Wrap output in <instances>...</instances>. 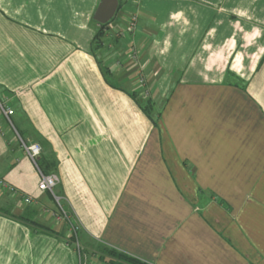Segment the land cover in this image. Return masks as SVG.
Returning a JSON list of instances; mask_svg holds the SVG:
<instances>
[{
	"label": "crops",
	"instance_id": "obj_1",
	"mask_svg": "<svg viewBox=\"0 0 264 264\" xmlns=\"http://www.w3.org/2000/svg\"><path fill=\"white\" fill-rule=\"evenodd\" d=\"M100 1L0 0V264H264V0Z\"/></svg>",
	"mask_w": 264,
	"mask_h": 264
},
{
	"label": "built area",
	"instance_id": "obj_2",
	"mask_svg": "<svg viewBox=\"0 0 264 264\" xmlns=\"http://www.w3.org/2000/svg\"><path fill=\"white\" fill-rule=\"evenodd\" d=\"M136 1H141V0H136ZM137 15H131L129 17V22H128V28L127 31H133L136 28L137 25ZM133 59L136 58V53L133 51L132 56ZM137 84L142 87L144 90V95H148V90L145 88L146 86V78L145 76L140 73L137 75ZM6 116H11L13 114V110L10 108H6L4 110ZM22 144L24 146V149L26 150L27 154L30 156L32 161L35 163V165L38 167V170L40 171V181L38 184V187L40 190L43 191H51L54 194V190L56 186L59 183V176L56 173H44L38 166V160L39 157L43 151L42 146L39 143H26L25 141L22 140ZM0 183H3L2 180H0ZM5 185V184H4ZM11 191H15L14 187H9ZM25 201L27 203L32 201V197L28 196L25 197ZM57 218L60 217V215H56ZM77 247H78V257H79V263L78 264H95L94 262L88 260L87 255L85 253H82L81 248H80V243L77 241Z\"/></svg>",
	"mask_w": 264,
	"mask_h": 264
},
{
	"label": "trees",
	"instance_id": "obj_3",
	"mask_svg": "<svg viewBox=\"0 0 264 264\" xmlns=\"http://www.w3.org/2000/svg\"><path fill=\"white\" fill-rule=\"evenodd\" d=\"M104 26H106L105 24H102L101 25V29L98 30L97 34H96V40H98L101 36H103V28ZM142 109L144 110V112L148 115V117H150V119L153 121L154 125H157L158 122L156 120V118L152 115L153 113V105L152 104H147L146 106H142ZM43 148V147H42ZM43 153V151H42ZM42 154L40 155L39 159L41 158ZM38 166L39 168L44 172V173H52L50 170H52V166H53V163L49 162V161H45V160H38ZM25 222L26 223H29L31 225H35V226H39L40 225L37 223V222H34V221H31L29 222V220H26L25 219ZM74 238V237H73ZM100 254V259L104 262H107L108 264H118V263H115L114 261L112 260H108L107 258L108 257H115L117 259H120L122 262H124L123 264H150V263H147V262H144L138 258H135V257H132V256H129L125 253H122L120 251H117L113 248H110V247H107V246H102L100 249H99V252ZM110 255V256H109Z\"/></svg>",
	"mask_w": 264,
	"mask_h": 264
},
{
	"label": "water",
	"instance_id": "obj_4",
	"mask_svg": "<svg viewBox=\"0 0 264 264\" xmlns=\"http://www.w3.org/2000/svg\"><path fill=\"white\" fill-rule=\"evenodd\" d=\"M118 6V0H101L96 9L94 19L100 24H106L116 14Z\"/></svg>",
	"mask_w": 264,
	"mask_h": 264
},
{
	"label": "rangeland",
	"instance_id": "obj_5",
	"mask_svg": "<svg viewBox=\"0 0 264 264\" xmlns=\"http://www.w3.org/2000/svg\"><path fill=\"white\" fill-rule=\"evenodd\" d=\"M120 15V12H117L116 14H115V16L112 18V20H114L115 18H117L118 16ZM101 25L102 24H98V30L99 29H101ZM104 30H105V26H104V28H103V33H105L104 32ZM98 32V31H97ZM141 73V72H140ZM139 73V74H140ZM143 74V73H142ZM144 75V74H143ZM140 90V89H139ZM148 90V89H147ZM152 91H153V89H152ZM142 92H143V94H145L144 93V90L142 89ZM148 93H149V90H148ZM154 95L152 96L153 97V99L157 102L156 104H160L161 103V101H162V98H161V95L158 93V94H156V93H154V91L152 92ZM149 95V94H148ZM155 114H156V112H155ZM25 141V140H24ZM27 143V142H26ZM26 151V150H25ZM27 153V152H26ZM42 154V153H41ZM52 173H54V172H52ZM54 192H55V190H54ZM74 237V234H72V236L70 237V240H72V244L74 245V247H75V249H77L78 250V247H77V241L78 240H76V238L74 239L73 238ZM79 242V241H78ZM80 248H81V246H80ZM110 256V255H109ZM110 260H112V261H114L115 263H118V264H123L124 262H122L120 259H117V258H115V257H108ZM88 260H90V259H88ZM93 262V261H92ZM78 263H79V257H78ZM95 263V262H94ZM96 264V263H95Z\"/></svg>",
	"mask_w": 264,
	"mask_h": 264
}]
</instances>
